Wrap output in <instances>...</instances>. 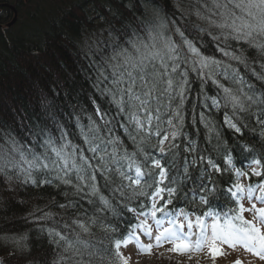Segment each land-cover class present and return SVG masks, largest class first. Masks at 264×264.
<instances>
[{
  "label": "snow or ice",
  "instance_id": "obj_1",
  "mask_svg": "<svg viewBox=\"0 0 264 264\" xmlns=\"http://www.w3.org/2000/svg\"><path fill=\"white\" fill-rule=\"evenodd\" d=\"M138 4L141 16H133L121 28L99 17L109 26L92 37L85 53L86 57L90 54L95 110L74 114L75 138L45 105L48 123L33 125L26 139L0 128V173L9 180L15 177L21 186H64L71 191L74 199L60 205L71 210L68 219L53 221L47 229L56 251L52 264H127L121 247L135 244L139 253H145L165 243L176 252L200 251L211 244L213 256L223 255L225 247H243L264 259V207L253 203V218L248 220L240 203L245 195L251 200L254 189L238 182L222 189V181L213 176L230 170L231 156L226 160L229 168L222 169L199 150L186 128L195 77L200 91L191 124L202 125L209 140L220 141L222 126L241 133L242 127H249V118L260 126L264 137V0H203L200 6L188 0L197 19L208 24L207 28L192 25L198 36L180 22L187 12L180 11L177 18L155 0H138ZM175 6L182 8L179 0ZM205 36L216 43L220 58L203 53ZM250 49L255 56L246 54ZM253 63L259 64V71ZM209 83L215 95L206 94ZM213 111H223V125L208 118ZM261 165L260 159L252 158L250 171L235 174L262 176ZM258 191L255 200L264 204V181ZM165 192L169 200L158 205L155 201L163 199ZM146 195L153 200L147 212L140 202ZM180 195H191L193 203L198 197L209 210L194 218L183 211H165L170 199ZM221 195L232 198L235 207L226 212L211 210L212 201ZM133 202L137 207L128 206ZM123 212L134 213L136 222L122 238H116L118 225L108 214ZM177 215L182 219H176ZM50 216L45 213L42 219ZM33 218L41 219L34 214ZM95 226L101 235L92 231ZM153 229L154 244L143 245L141 236L153 240ZM16 243L20 249V242Z\"/></svg>",
  "mask_w": 264,
  "mask_h": 264
},
{
  "label": "trees",
  "instance_id": "obj_2",
  "mask_svg": "<svg viewBox=\"0 0 264 264\" xmlns=\"http://www.w3.org/2000/svg\"><path fill=\"white\" fill-rule=\"evenodd\" d=\"M61 2L64 4H58V0H36L27 5L19 4L18 12H22L16 29L6 31L4 35L0 33V128L11 129L21 140L26 139V133L33 125L43 126L48 123L45 105L47 111L54 112L75 138L74 114L80 113L81 109H86L89 113L95 110L92 104L94 90L89 68L90 54L86 57L85 53L92 37L109 26L99 17L104 16L112 26L121 28L124 25L121 19L124 14L132 19L133 16H141L143 11L138 0ZM179 2L182 10L176 8V0H155L160 8L167 9L170 16L175 13L180 18V11L187 12L180 22L189 28L192 35L198 36L199 33L192 30V25L207 28L208 24L197 19L193 14L194 9L188 7V0ZM130 3L136 4V7L130 6ZM202 3L203 0H199V3L198 0H192V4L196 6ZM28 6H31L29 13L25 11ZM112 12L116 15L113 16ZM25 45L30 49L23 52L21 47ZM203 45L202 51L205 55L220 58L216 43L210 37L205 36ZM246 54L255 56L251 49ZM261 62L264 63V60ZM252 67L259 71L258 63H253ZM240 71L243 73L244 69L241 67ZM248 78L259 87V82L250 74ZM199 91L200 81L192 77L186 128L193 135L199 150L222 169L229 168L226 164L229 156L233 164L239 167L250 158L256 157L262 161L264 172V137L260 135L261 128L255 120L249 118V127L241 126L242 132L239 134L227 126L220 127L222 135L219 142L215 139L209 140L202 125L191 124L192 108L196 104ZM205 92L212 96L216 94V89L209 83ZM95 98L105 108L108 107L99 97ZM199 111L200 108L197 107V115ZM208 118L214 120L218 126L223 125V111H213ZM242 148L252 151H241ZM131 150L129 144V151ZM213 179L222 181L220 187L227 190L234 181V174L232 170L223 171L222 174H214ZM154 190L153 188L152 191ZM65 192L69 193L67 198ZM104 194L110 195L107 191ZM162 196L163 199L157 198L155 201L158 205L169 200L167 192ZM69 199L74 197L64 186H21L15 177L9 180L5 174L0 173V264H52L56 251L49 242L47 229L53 226V221L63 222L68 219L71 210L65 211L60 205L67 204ZM192 200L191 195L188 198L183 195L172 197L165 211H183L194 218V215L209 210L207 205L200 204L198 197L195 203ZM140 202L144 204V208L150 210L153 200L146 195L141 197ZM128 206L137 207L136 202ZM233 207L234 200L221 195L212 201L211 210L228 211ZM45 213L51 214L50 219H42ZM33 214L41 219H34ZM129 214L130 217L127 212L116 216L108 214L112 223L118 225L116 238H122L121 234L127 233L130 225L134 224L135 214ZM42 227L44 232L40 231ZM92 231L97 235L102 234L99 226L93 227ZM16 242H20V249Z\"/></svg>",
  "mask_w": 264,
  "mask_h": 264
},
{
  "label": "rangeland",
  "instance_id": "obj_3",
  "mask_svg": "<svg viewBox=\"0 0 264 264\" xmlns=\"http://www.w3.org/2000/svg\"><path fill=\"white\" fill-rule=\"evenodd\" d=\"M24 4H28L30 1L36 0H21ZM5 5L7 4L11 8L15 6V0H4ZM14 4V5H13ZM31 6L27 7L26 11L29 13ZM183 7L181 8V10ZM21 12L17 13V18L12 17L11 21L6 23L5 28L7 30H14L16 29V23L18 22L19 15L21 17ZM26 13V12H24ZM248 208V207H247ZM250 207L247 209V216L249 220L253 217L252 212L250 211ZM178 219H182L179 217ZM195 229H193V233H195ZM151 244L154 243L153 240H149ZM211 244L206 245L200 251H183V252H176V251H169V249L173 247H169L165 245V248L160 251V247H152L150 252L139 253L137 248L133 245L129 244L127 247H121L119 251L121 254L127 258V264H230L231 261L239 260L237 258L239 253L242 250H236L231 248H223V255L217 254L215 256L209 251V248H212ZM218 247V246H217ZM233 250V251H230ZM216 257V258H215ZM251 264V263H249Z\"/></svg>",
  "mask_w": 264,
  "mask_h": 264
},
{
  "label": "flooded vegetation",
  "instance_id": "obj_4",
  "mask_svg": "<svg viewBox=\"0 0 264 264\" xmlns=\"http://www.w3.org/2000/svg\"><path fill=\"white\" fill-rule=\"evenodd\" d=\"M22 3L23 2L21 0H15V3H14L15 6H13V8H11L7 4L5 5L4 0H0V33L2 35H4V33H6V31H10V30H7L5 28L6 23L9 20L11 21L12 17L14 16L13 15L14 9H15V12L18 13V6H19V4H22Z\"/></svg>",
  "mask_w": 264,
  "mask_h": 264
},
{
  "label": "bare ground",
  "instance_id": "obj_5",
  "mask_svg": "<svg viewBox=\"0 0 264 264\" xmlns=\"http://www.w3.org/2000/svg\"><path fill=\"white\" fill-rule=\"evenodd\" d=\"M63 1H67V0H63ZM50 4V3H49ZM58 4H64V3H62L61 2V0H58ZM26 11V10H25ZM27 12V11H26ZM40 15H42V14H39V16ZM42 17V16H41ZM43 18V17H42ZM121 19H122V21H123V24H127V22H128V20L130 19L129 18V16H127L126 14H124V16L123 17H121ZM122 21H121V24H122ZM30 48L28 47V45H25V46H22L21 47V50L23 51V52H26V51H28Z\"/></svg>",
  "mask_w": 264,
  "mask_h": 264
}]
</instances>
